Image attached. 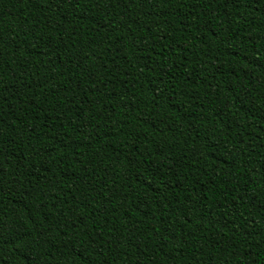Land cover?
I'll list each match as a JSON object with an SVG mask.
<instances>
[{"label": "trees", "instance_id": "trees-1", "mask_svg": "<svg viewBox=\"0 0 264 264\" xmlns=\"http://www.w3.org/2000/svg\"><path fill=\"white\" fill-rule=\"evenodd\" d=\"M0 264H264V0H0Z\"/></svg>", "mask_w": 264, "mask_h": 264}]
</instances>
